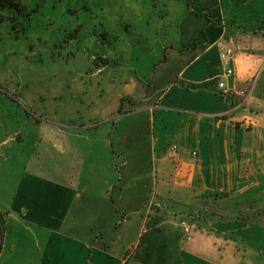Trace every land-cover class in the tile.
<instances>
[{"label":"crops","instance_id":"1","mask_svg":"<svg viewBox=\"0 0 264 264\" xmlns=\"http://www.w3.org/2000/svg\"><path fill=\"white\" fill-rule=\"evenodd\" d=\"M237 1L181 0L173 19L164 0V19L138 22L167 30L150 41L162 67L141 115L125 103L144 76L122 65L60 87L56 111L71 110L44 141L58 159L19 184L0 264H264V30H246L264 23V0ZM158 71L171 82L153 84Z\"/></svg>","mask_w":264,"mask_h":264},{"label":"rangeland","instance_id":"2","mask_svg":"<svg viewBox=\"0 0 264 264\" xmlns=\"http://www.w3.org/2000/svg\"><path fill=\"white\" fill-rule=\"evenodd\" d=\"M15 1L22 7L17 18L7 14V9L0 11V210L3 212L11 207L26 175L41 171L48 175L54 169L58 157L44 145H49L44 142L48 139L46 129L53 130L50 123L60 110L63 113L71 110L63 107L56 111L55 102L59 100L56 93L60 87L88 83L89 72L97 66L122 65L121 72L129 71L131 77L135 72L137 79L144 76L143 89L136 87L128 98L132 105L125 103L127 108L143 114L142 109L152 107L155 102L150 101L154 93L150 89L155 69L152 64L162 67L161 59L156 62L151 58L153 43L150 41L160 40L167 32L163 25L154 35L158 32L155 28L138 23L164 19L160 11L164 0ZM166 1L175 19L181 0ZM232 2L234 7L238 5L237 0ZM263 24L246 30H264ZM169 30L170 34L175 33L176 23ZM171 73L153 74V84L171 82ZM160 78L163 82H159ZM112 79L111 86L115 83ZM122 104L119 101L113 116L123 113ZM76 110L82 114L84 107ZM141 127L149 138L145 124ZM154 212L159 215L158 210Z\"/></svg>","mask_w":264,"mask_h":264},{"label":"trees","instance_id":"3","mask_svg":"<svg viewBox=\"0 0 264 264\" xmlns=\"http://www.w3.org/2000/svg\"><path fill=\"white\" fill-rule=\"evenodd\" d=\"M15 0H0V11L6 10V13L12 15V17L17 18L21 8ZM10 18V17H9ZM8 18V19H9ZM9 20H13L9 19ZM7 230V213L0 210V254L3 248V243L5 239V234Z\"/></svg>","mask_w":264,"mask_h":264},{"label":"built area","instance_id":"4","mask_svg":"<svg viewBox=\"0 0 264 264\" xmlns=\"http://www.w3.org/2000/svg\"><path fill=\"white\" fill-rule=\"evenodd\" d=\"M233 55H234L233 50L231 48H228V47L222 48L220 51V54H219L221 62L226 66H227L228 62L233 58ZM232 73H233L232 69L227 68L222 73V76H223V78H226L228 76H231ZM218 89L224 97H231V93L226 89L224 82H220L218 84ZM176 152H177V147L172 146V148L169 152V155L171 156V158H173L175 156ZM192 156H195L194 152H192ZM181 225H182L183 229L185 230V232H187L188 227L185 226L184 222H181Z\"/></svg>","mask_w":264,"mask_h":264}]
</instances>
